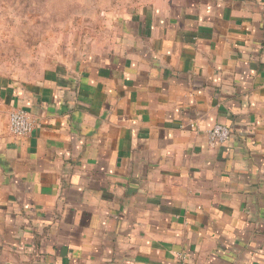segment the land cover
I'll return each mask as SVG.
<instances>
[{
	"label": "crops",
	"instance_id": "crops-1",
	"mask_svg": "<svg viewBox=\"0 0 264 264\" xmlns=\"http://www.w3.org/2000/svg\"><path fill=\"white\" fill-rule=\"evenodd\" d=\"M81 42L0 74V264H264V0H121Z\"/></svg>",
	"mask_w": 264,
	"mask_h": 264
},
{
	"label": "rangeland",
	"instance_id": "rangeland-1",
	"mask_svg": "<svg viewBox=\"0 0 264 264\" xmlns=\"http://www.w3.org/2000/svg\"><path fill=\"white\" fill-rule=\"evenodd\" d=\"M121 0H0V74L30 73L103 33Z\"/></svg>",
	"mask_w": 264,
	"mask_h": 264
},
{
	"label": "built area",
	"instance_id": "built-area-1",
	"mask_svg": "<svg viewBox=\"0 0 264 264\" xmlns=\"http://www.w3.org/2000/svg\"><path fill=\"white\" fill-rule=\"evenodd\" d=\"M34 121L28 111L23 108H16L9 114L8 127L9 131L16 136H27L34 128ZM209 143L214 145L216 143H224L230 134L229 129L221 124H216L206 131ZM179 264H189L181 262Z\"/></svg>",
	"mask_w": 264,
	"mask_h": 264
}]
</instances>
